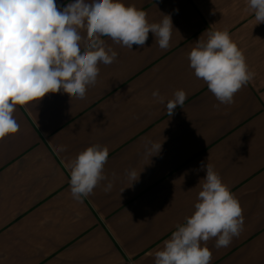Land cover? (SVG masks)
Wrapping results in <instances>:
<instances>
[{
    "label": "crops",
    "instance_id": "crops-1",
    "mask_svg": "<svg viewBox=\"0 0 264 264\" xmlns=\"http://www.w3.org/2000/svg\"><path fill=\"white\" fill-rule=\"evenodd\" d=\"M124 3L145 10L149 22L171 15V46L160 49L151 33L133 49L103 37L117 59L99 65L85 98L50 92L16 107L19 130L0 139V264H154L152 254L192 213L206 163L244 216L228 247L207 242L210 264H264V23L256 24L246 0ZM224 28L255 73L231 105L196 78L187 58L199 37ZM154 89L166 99L183 89L187 98L169 115ZM149 140H163L162 150L144 165ZM93 144L109 149L104 173L113 187L105 192L102 181L77 201L69 163ZM142 166L127 187V170Z\"/></svg>",
    "mask_w": 264,
    "mask_h": 264
},
{
    "label": "clouds",
    "instance_id": "clouds-1",
    "mask_svg": "<svg viewBox=\"0 0 264 264\" xmlns=\"http://www.w3.org/2000/svg\"><path fill=\"white\" fill-rule=\"evenodd\" d=\"M246 4L256 24L264 23V0H246ZM173 29L171 15L149 22L145 10L124 0H71L62 7L57 0H0V139L19 130L14 117L18 105L35 103L50 92L85 98L88 88L97 83L99 65L117 59V52L106 46L103 37L133 49V45L144 47L151 33L159 48L166 50ZM187 58L196 78L206 83L221 104H233L235 94L255 75L227 28L207 31V38L199 37ZM152 97L165 104L171 115L184 105L187 93L176 90L172 99H166L154 89ZM162 142H145L149 162L144 165L160 154ZM65 150L64 145L55 148L58 153ZM108 158L107 146L93 144L70 161L73 199L89 196L102 181H107L104 191H111L113 183L104 173ZM143 166L127 170V187L139 181ZM201 167L205 176L199 181L193 211L152 254L154 264H210L207 242L214 239L217 249L226 248L243 230L238 199L211 163Z\"/></svg>",
    "mask_w": 264,
    "mask_h": 264
}]
</instances>
